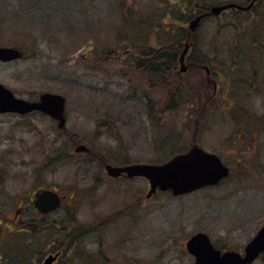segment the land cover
<instances>
[{"label": "rangeland", "instance_id": "rangeland-1", "mask_svg": "<svg viewBox=\"0 0 264 264\" xmlns=\"http://www.w3.org/2000/svg\"><path fill=\"white\" fill-rule=\"evenodd\" d=\"M178 2L0 0V47L25 54L21 60L0 62V83L29 101L46 92L63 95L68 132L64 135L55 121L41 113L0 115V263L5 254L8 264L11 258L15 264L18 259L26 262L31 255L16 244L35 237L36 251L57 239L53 246L63 253L60 264H194L195 258L186 250L194 234L205 232L218 247L240 252L264 225V58L256 41L264 30L253 28L254 48L242 45L240 54L235 53L234 44L240 35L237 27L243 26L242 15L234 17L229 12L215 24L200 25L201 53L206 52L209 61L218 58L212 61L219 73V94L216 106H206L205 92L212 93L213 88H204L205 71L191 69L183 77L177 75L185 93L194 87L204 95L194 106L199 107L195 117L190 114L192 104L186 101L178 102L177 111L153 113L156 102L145 95L147 89L156 88L152 79V84L146 80L144 89H134L129 80L127 65H133L138 56L134 54L130 61L132 54L123 51L124 20L130 17L135 25L143 19L160 26L180 25L173 15L161 16L177 10ZM196 3L200 1H191L187 10L196 14ZM232 62H236L234 68ZM179 68L178 64L176 74ZM227 69L233 72L227 74ZM248 78L257 83L255 89L243 83ZM170 101L167 95L163 109ZM70 137L100 155L75 153L58 160L64 153L70 155ZM194 142L218 154L231 175L217 186L185 196L160 192L147 198L150 185L145 178L113 179L101 164V157L114 165L162 164L177 151L187 152ZM40 186L58 188L69 197L67 209L57 213L58 228L33 236L7 234L5 226L19 229L12 219L16 212L23 214L22 208ZM30 208L27 220L31 215L37 219ZM70 218L89 228L78 237L73 246L78 250L75 253L73 248L69 258L66 253L72 244L60 230L70 225ZM105 218L110 220L107 225ZM253 264H264V258Z\"/></svg>", "mask_w": 264, "mask_h": 264}, {"label": "water", "instance_id": "water-1", "mask_svg": "<svg viewBox=\"0 0 264 264\" xmlns=\"http://www.w3.org/2000/svg\"><path fill=\"white\" fill-rule=\"evenodd\" d=\"M236 4L214 6L211 15H220L229 8L249 9ZM207 14H201L191 21L189 29L196 31ZM190 46L187 45L180 56L181 72L187 71L185 64ZM22 58V52L11 47H0V61L11 62ZM40 111L58 122V128L63 130L67 125L66 98L60 94L44 93L38 101H27L17 98L14 93L0 83V114H28ZM85 145H79L76 152H88ZM107 173L112 177L125 174L129 178L144 177L150 183L147 198L157 191L171 192L173 196H183L202 188L218 185L230 175V169L215 153H210L194 143L186 153L178 154L164 164H130L123 167L106 165ZM61 198L58 193L50 190L37 195L36 207L44 213L60 207ZM187 251L195 257V264H251L264 253V226L246 245L245 256L235 251L222 253L214 247L208 234L199 232L186 243ZM54 257H49L45 264H52Z\"/></svg>", "mask_w": 264, "mask_h": 264}, {"label": "trees", "instance_id": "trees-1", "mask_svg": "<svg viewBox=\"0 0 264 264\" xmlns=\"http://www.w3.org/2000/svg\"><path fill=\"white\" fill-rule=\"evenodd\" d=\"M180 2L177 3V6L175 9L177 10H169L167 12H164L161 14L162 19L165 16L166 18L169 17V15H173V17L175 16L178 20V22H180V25L177 24H172L169 26H165V25H157L156 22H154L153 24L151 22L148 23L149 19L145 20H137L136 25L131 21H129L128 18H126L124 20V26H122V30L123 33L125 32L126 37L123 39V51L124 53L126 52V54L130 55V61L133 58V55H137L138 58L133 60V65H131V63L129 65H127V73H131V76L129 78V80L132 83V86L134 89H136V86H139L141 89L146 88V85L148 86V84H146V80H150V78L152 79V81L154 82L156 87L154 90L151 91V89H147L145 92L146 97L151 98V96L154 98V102H156V106H153L151 108V111L154 113H157L158 111L161 112L162 110H164L163 113H169V112H173V111H177L179 109V107L177 106L178 102H182V101H186L187 103L192 104L193 109L190 110V114L192 116L195 117L196 112H197V108H194L195 105L201 103V97H203L204 95L200 93V91L198 92L194 87L190 88V93H185V86L182 84H178L177 83V78L176 76L178 74H176L177 71V65L179 64V58L180 55L182 53V51L185 49L186 44L189 42H195V40L197 41V44L201 45L204 40H199L197 38V34H198V29L197 31L193 32L189 29L188 24L190 23V21L195 18V16H197V14L201 13L203 10H197L196 14H193V12L191 10H187L191 4L190 2L193 0H179ZM203 3H209V5H216V4H220L222 1L217 2L216 0H202ZM219 1V0H218ZM206 6V5H205ZM203 7V9L205 10L206 7ZM196 7V6H194ZM196 8H199L198 6ZM180 9V10H178ZM208 11V10H205ZM210 11V10H209ZM132 11H129L127 13H129V16L131 15V17L134 18V15L131 13ZM145 20V21H144ZM153 20V19H152ZM152 24L149 25V24ZM236 27V25H235ZM218 30H220V28H217ZM243 27H237V34L239 33V37L236 39V42L234 44V50L235 53H244L241 52L242 45L243 48L244 46H248V41L246 38H243L244 35V31H242ZM221 31V30H220ZM152 35H154V39H155V43L152 40ZM156 35V38H155ZM218 37L216 36V39ZM219 40V39H218ZM122 41V40H121ZM153 42V43H152ZM156 44H159L161 46H157ZM166 44V45H163ZM128 49V51H126ZM138 49L139 52L136 50ZM142 50V51H140ZM196 51H192L193 55L198 54V56L200 57V60L202 62L200 63H204V64H209L211 63V61L207 60V56L208 54L204 51L200 50V47H196L195 48ZM199 50V51H198ZM191 61H192V57H191ZM142 78L144 80V83L142 81ZM175 80V82H174ZM135 83V84H133ZM150 83L152 84L151 80ZM176 83V84H174ZM203 84V83H202ZM204 85V88H207L206 86H208L209 88H212V86L206 81V85ZM189 88H187L186 91H188ZM192 90L194 91L193 93ZM151 91V92H150ZM154 93L151 94V93ZM206 94V102L205 105L210 107H214L216 106L217 103H215L214 99H212V93H210V91L207 89V92H205ZM170 96V103L163 109L164 107V100L166 96ZM185 95V96H184ZM185 97V98H184ZM184 99V100H183ZM204 106V105H203ZM201 112H202V117L204 118L206 115L204 113V108H201ZM193 119V118H192ZM62 133L66 136H68V132L66 130H63ZM70 155L64 153L61 156H57L58 160L63 159L64 157H72L73 151L75 149V147L81 143L80 140H78L77 137H70ZM91 149V156L93 157L92 154H98V150H95V148L90 147ZM178 153H182V151H177L176 154ZM99 159V158H98ZM101 159L103 161H107V158L101 157ZM111 162V161H109ZM109 218H105L103 220L104 224H109ZM0 221V228L2 227ZM70 225L72 226L71 228L69 227V229H59L60 233L64 235L65 239H68L69 243L72 244V248H77V247H73L76 246L74 245V243H78L79 242V236L85 234V232H87V228L89 227H85V226H79L73 218H70ZM99 222V219L96 221V223ZM95 224H91L90 225V229H94ZM89 229V230H90ZM7 234H12V232H9ZM17 234V233H16ZM36 234L33 233L32 236ZM25 236H31V234H29V232H27V234H23ZM19 236H21L19 234ZM26 238V237H25ZM21 245L23 250L24 249H29V251L27 252V254L30 253H35L36 249H34L38 244V240L35 237L30 238V240L27 241H19L18 244L16 245ZM78 248L76 249L75 252H77ZM25 252V251H24ZM26 253V252H25ZM32 255V254H30ZM82 255L81 257L85 256V254L83 255L82 253L79 254ZM32 256H30L31 258ZM10 260V259H8ZM31 263V259H28L26 262H22L18 259V262L16 264H30ZM8 264V261H7ZM10 264H15L13 262V259L11 258V262Z\"/></svg>", "mask_w": 264, "mask_h": 264}, {"label": "flooded vegetation", "instance_id": "flooded-vegetation-1", "mask_svg": "<svg viewBox=\"0 0 264 264\" xmlns=\"http://www.w3.org/2000/svg\"><path fill=\"white\" fill-rule=\"evenodd\" d=\"M199 1H200V4H197V3L195 4L196 7L197 6L199 7V8H196V10H203V11L201 13L197 14V16H199L201 14H207L206 17H204V19L201 21L200 25L203 24L204 22H207V21H211V23L215 24L217 19H219L224 14L229 15V12H232L234 17H237V16L239 17L240 15H242L239 23H242V25H243L242 27L245 29L244 36H245V38L248 41V46H251L252 48H254L255 44L251 43V41H254L253 40L254 37H253V34H252L251 30L253 28L254 29H258V30H262V31L264 30V0L255 1L253 3V5L249 9H243V10L238 9V8L226 9L225 11H223L218 16L211 15L210 11H209V10H212L215 5H212V4L209 5L208 2L207 3H203L202 0H199ZM252 2H253V0H243L242 3L230 0L228 2H224L223 4H236V5L242 6L244 8H248L252 4ZM204 6L206 7L205 10H208V11H205L203 9ZM197 16H195V17H197ZM227 21H230V17L227 18ZM215 41L218 42V38L215 39ZM256 41L260 42V44L258 43V50L257 51L262 56V58H264V44H261L262 42H264V32L259 31V38H257ZM188 44L190 45V51H189V54L187 55L186 60H185V64L187 66V72H185V73L187 74L191 69H203L205 71V74H206V81L213 88L212 89L213 91H212V97L211 98L214 99V101H216L217 97H218V94H219V84H218V81L216 80V77H218L219 73L217 71H214L215 68H213V61H215V59H217V61H218V58L216 56L215 57L213 56V58H212L213 61H211V63H209V64L200 63L202 61L200 60V57L198 56V54H196V55L192 54V51L193 52L196 51L195 48L199 47V45L197 44V41L195 40V42L194 41L193 42H189ZM247 50H249V48H247ZM191 57H192V61H191ZM227 61H229L228 58H226V63H227ZM263 62H264V60H263ZM235 65H236V62L230 63V67L234 68ZM231 69H227L230 72H227V70H226L227 74L233 72V71H231ZM185 73L181 74L179 72V70L177 72V74L180 77H183L185 75ZM254 77L255 76H253V78ZM243 83L244 84L250 83V85H252V88L255 89L253 84H255L256 82H252L249 78L245 79V81ZM92 156L95 157V158L97 157V155H95V154H92ZM125 165H128V164L117 165V166H125ZM121 178L122 179H127V180H131L132 179V178H129L125 174L121 175L120 177H118L116 179H121ZM46 190H50V191H54V192L58 193V195L61 198L60 207H58L57 209H55V210H53L51 212H48V213H44V212H42L41 210H39L36 207V201H37L36 197H37V195L40 194L42 191H46ZM71 198H73V197L71 196ZM68 199H69V197L67 195L63 194L60 190H58V188H53V187H49V186H46V187L40 186L38 188V190L35 192L34 196L27 200V201H29V204L26 203V206H24V208H22V210H23L22 213L25 214V216L23 217V214H20L21 212H16L15 216L12 219V221H14V223H15V226L19 227V229L11 230V227H7V226H5V228L7 230H9L8 232H12L14 234L17 233V234L23 235V234H27V232H29V234H31V236H32L33 233L41 232L42 230H45V229H48L49 232H50V230L57 229L58 228V225H57V213L60 210L67 209V207L69 205L68 204ZM29 208L32 209L34 211V213L37 215V219L33 218L32 217L33 215H31L32 218L30 217V219L27 220L26 214H27ZM72 208H70L68 213L72 212ZM35 222H39L38 225H40V226L34 227ZM69 227L71 228L72 226L69 225L65 229H69ZM3 230H4V228H3ZM55 241L52 244H49L46 248H44V249H42L40 251H36L35 253H30V254H32L31 255L32 257L30 258L31 259V263L30 264H44L45 261L51 256H53L54 259H55L52 264H60L62 262L61 259L63 257V253L61 251H57V250L55 251L56 248H54V246H53ZM213 243H214L215 247L220 249L222 252L232 251V250H229V249H224L222 247H218V245L214 241H213ZM72 250H73V248L70 250V252L66 253L67 256H69V258L71 257L70 254L72 253ZM24 251L28 252L29 249H24ZM233 251H236V250H233ZM236 252H238V251H236ZM238 253H240V254H242L244 256L245 255V247H244L243 250H240V252H238ZM82 254L84 255V253H82ZM6 256L8 257L7 254L2 256V261L3 262H1L0 264H7V261L9 259V257L6 258L7 260L5 261V257ZM261 258H264V255H261L258 259H261Z\"/></svg>", "mask_w": 264, "mask_h": 264}, {"label": "bare ground", "instance_id": "bare-ground-1", "mask_svg": "<svg viewBox=\"0 0 264 264\" xmlns=\"http://www.w3.org/2000/svg\"><path fill=\"white\" fill-rule=\"evenodd\" d=\"M180 65V64H179Z\"/></svg>", "mask_w": 264, "mask_h": 264}]
</instances>
